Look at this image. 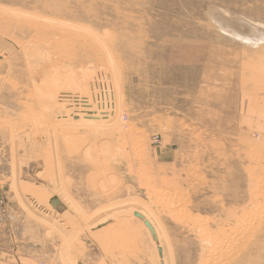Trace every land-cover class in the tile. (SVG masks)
<instances>
[{
  "label": "rangeland",
  "instance_id": "1",
  "mask_svg": "<svg viewBox=\"0 0 264 264\" xmlns=\"http://www.w3.org/2000/svg\"><path fill=\"white\" fill-rule=\"evenodd\" d=\"M216 12L264 24V0H0V264H264V45Z\"/></svg>",
  "mask_w": 264,
  "mask_h": 264
},
{
  "label": "bare ground",
  "instance_id": "2",
  "mask_svg": "<svg viewBox=\"0 0 264 264\" xmlns=\"http://www.w3.org/2000/svg\"><path fill=\"white\" fill-rule=\"evenodd\" d=\"M221 13L216 12L212 19L224 35L253 47L264 45V24L252 23L240 17L230 18Z\"/></svg>",
  "mask_w": 264,
  "mask_h": 264
},
{
  "label": "water",
  "instance_id": "3",
  "mask_svg": "<svg viewBox=\"0 0 264 264\" xmlns=\"http://www.w3.org/2000/svg\"><path fill=\"white\" fill-rule=\"evenodd\" d=\"M49 204H50V206H51L53 209H55V210H57V211H62V210H64L63 205L59 204V200H58L56 197H53V198L49 201ZM134 217L142 219L141 216H140L139 214H137V213L134 214ZM144 224H145V226H147V228L150 230L151 234L153 235V231H152L150 225H149L147 222H145ZM158 251H159V255H161V249H158Z\"/></svg>",
  "mask_w": 264,
  "mask_h": 264
}]
</instances>
